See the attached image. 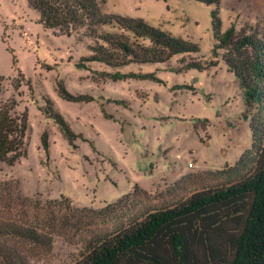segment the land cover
I'll return each mask as SVG.
<instances>
[{
    "label": "rangeland",
    "instance_id": "1",
    "mask_svg": "<svg viewBox=\"0 0 264 264\" xmlns=\"http://www.w3.org/2000/svg\"><path fill=\"white\" fill-rule=\"evenodd\" d=\"M99 1L105 2V13L144 19L192 41L201 51L162 65L120 70L155 73L159 83L114 82L94 74L114 71L104 65L89 64L91 70L76 67L88 55L90 41L81 43L75 34L44 28L27 0H0V75L6 78L1 101L15 99L16 111L27 110L29 115L28 156L14 166L0 163V184L10 183L12 198L25 202L0 206V219L40 226L33 205L46 208L52 203L65 213V198L74 208L88 210L77 219L71 217L68 227L50 232L51 251L28 250L30 264L83 261L89 242L108 238L147 211L171 208L196 192L228 185L214 173L234 165L252 146L243 91L225 67L223 51L217 68L176 73L184 66L183 59L215 61L211 18L215 6L196 0ZM220 17L224 31L234 25L239 36L264 39V0H222ZM17 70L30 86L15 89ZM57 81L71 94L95 100H63ZM47 99L85 141L79 138L75 146L69 145L56 123L40 111ZM103 110L113 119L105 118ZM44 132L49 134V159L41 144ZM21 208L29 211L28 218L19 213Z\"/></svg>",
    "mask_w": 264,
    "mask_h": 264
},
{
    "label": "trees",
    "instance_id": "2",
    "mask_svg": "<svg viewBox=\"0 0 264 264\" xmlns=\"http://www.w3.org/2000/svg\"><path fill=\"white\" fill-rule=\"evenodd\" d=\"M196 1L215 6L211 12L217 41L212 50L215 61L183 59L184 66L175 72L180 74L192 69L205 72L217 68L219 52L223 51L225 67L236 76L243 91L244 118L250 121L252 132L251 149L234 165L227 164L214 173L227 180L228 185L196 192L171 208L147 211L108 238L89 242L86 257L75 264H264V39L258 35L239 36L234 25L224 31L220 17L222 0ZM27 3L38 14V24L44 28L59 30L65 36L75 34L81 43L90 41L86 45L88 55L77 63L78 69L91 70L89 64L94 63L104 65L114 71L94 74L109 77L114 82L150 80L159 83L155 73H122L120 70L130 66L162 65L177 56L201 51L192 41L174 36L144 19L105 13L104 1L27 0ZM16 63L13 56L14 68ZM17 72L19 79L15 89L19 90L23 84L30 86L22 72ZM5 80L0 75V163L14 166L28 156L29 115L27 110L16 111L19 103L15 99L1 101ZM57 92L68 102L95 100L92 96L71 94L62 81H57ZM40 111L56 123L70 146H75L79 138L85 141L71 129L51 99L46 100V106L40 107ZM103 112L105 118L113 119ZM41 144L49 159L48 132L43 133ZM13 190L10 183L0 184V206L23 205L25 201L20 197L12 198ZM65 200V213L60 212L61 209L56 211L52 203L46 208L33 205L40 226L28 221L0 219V264H30L28 250L51 251L50 232L68 227L71 217L77 219L80 216L77 214L88 211L78 210L67 198ZM108 210L100 213L106 214ZM19 213L24 218L29 217V211L22 208Z\"/></svg>",
    "mask_w": 264,
    "mask_h": 264
},
{
    "label": "built area",
    "instance_id": "3",
    "mask_svg": "<svg viewBox=\"0 0 264 264\" xmlns=\"http://www.w3.org/2000/svg\"><path fill=\"white\" fill-rule=\"evenodd\" d=\"M190 166L193 167V164H191Z\"/></svg>",
    "mask_w": 264,
    "mask_h": 264
},
{
    "label": "crops",
    "instance_id": "4",
    "mask_svg": "<svg viewBox=\"0 0 264 264\" xmlns=\"http://www.w3.org/2000/svg\"><path fill=\"white\" fill-rule=\"evenodd\" d=\"M230 73V72H229ZM232 74V73H231ZM240 85V84H239Z\"/></svg>",
    "mask_w": 264,
    "mask_h": 264
}]
</instances>
